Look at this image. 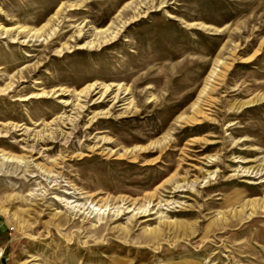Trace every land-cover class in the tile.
<instances>
[{"label":"rangeland","instance_id":"rangeland-1","mask_svg":"<svg viewBox=\"0 0 264 264\" xmlns=\"http://www.w3.org/2000/svg\"><path fill=\"white\" fill-rule=\"evenodd\" d=\"M263 99L264 0H0L7 264H264Z\"/></svg>","mask_w":264,"mask_h":264},{"label":"crops","instance_id":"crops-1","mask_svg":"<svg viewBox=\"0 0 264 264\" xmlns=\"http://www.w3.org/2000/svg\"><path fill=\"white\" fill-rule=\"evenodd\" d=\"M8 230L5 222L0 218V264H7V261L4 259V250H3V242L5 239V234Z\"/></svg>","mask_w":264,"mask_h":264},{"label":"bare ground","instance_id":"bare-ground-1","mask_svg":"<svg viewBox=\"0 0 264 264\" xmlns=\"http://www.w3.org/2000/svg\"><path fill=\"white\" fill-rule=\"evenodd\" d=\"M106 39V38H105ZM215 73V72H214ZM263 101H264V99H263Z\"/></svg>","mask_w":264,"mask_h":264}]
</instances>
